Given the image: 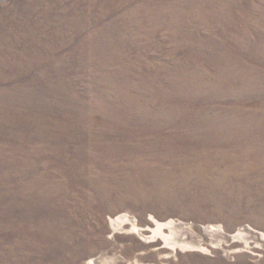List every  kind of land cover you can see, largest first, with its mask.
Here are the masks:
<instances>
[{"label": "rangeland", "instance_id": "1", "mask_svg": "<svg viewBox=\"0 0 264 264\" xmlns=\"http://www.w3.org/2000/svg\"><path fill=\"white\" fill-rule=\"evenodd\" d=\"M32 1L1 0L0 29L13 27V36L23 37L31 28L47 43L63 40L70 26L62 20L73 12L94 19L107 3L61 0L48 14H29ZM228 1L151 0V8L139 14L138 29L102 46L89 41L100 28L91 27L52 58L68 71L63 78L42 71L53 68L50 63L31 77L17 61L0 60V264H264V246L252 238L220 239L198 251L169 246L161 236H170L167 227L153 233L172 221L219 225L229 235L247 227L264 234V186L247 188L259 176H241L243 185L235 171L241 160L250 166L257 159L244 152L251 141L264 139V0L238 1L244 14L226 12ZM196 31L207 40H183ZM223 31L238 43L231 36L224 40ZM240 32L255 49L250 56ZM220 43L231 56L210 57L207 48L215 52ZM84 44L87 51H81ZM18 68L31 73L17 78ZM155 114L198 126L194 132L171 126L163 136L155 132L141 140L168 136L166 147L183 151L181 156L168 151L165 161L155 162L145 144L141 161L105 157L102 141L90 144L82 130L111 127L110 139L120 145L129 126ZM184 133L194 135L180 137ZM79 145L86 149L83 159L73 151ZM211 161H218L215 172L199 171ZM160 168L165 174H150ZM220 177L229 185L218 186ZM119 216L126 220L113 226L110 220ZM59 221L62 234L55 231Z\"/></svg>", "mask_w": 264, "mask_h": 264}, {"label": "bare ground", "instance_id": "2", "mask_svg": "<svg viewBox=\"0 0 264 264\" xmlns=\"http://www.w3.org/2000/svg\"><path fill=\"white\" fill-rule=\"evenodd\" d=\"M39 1L40 0H33L29 4L30 8L27 9L26 11H29L30 12L29 14H33L35 12H43L44 14H48L50 11L56 9V7L62 2L61 0H47L46 3L43 4V0L40 3ZM150 1L151 0H142V1L141 0H107V3L104 6V8L99 9L98 15L94 16V19L93 18L91 19L90 16H87L84 13L73 12L75 16L72 19L61 21L64 25L70 26V30L67 34V37L63 35V40L59 38H57L56 40L45 38L48 41V43L42 39L41 35L39 34L40 31L36 29H32V31L29 32L31 28L28 30L27 27L21 26L19 27L20 31L22 32L26 30L28 31H27L26 36L18 37L16 35L13 36L14 31H11V30H14L13 27H7V28L5 27V29H0V60L12 61V62L17 61L19 64L23 65L22 67L23 69L26 68L32 71V73L27 71V73L24 74L25 70L18 68L14 72V76H16L17 78H23L24 75H28V74L30 75V73L32 77L34 76L33 71L35 73L36 72L39 73L40 71L39 69H42V67L45 68L46 67L45 65L49 63L52 65L53 68L46 67L47 69H50V70H47L45 68L42 71H48L47 73L45 72L44 73L50 74L52 75V77L54 76V77L63 78L64 76H66V73L68 71H66V69H61L52 63L54 62L52 61V58L56 57L55 55L56 52L65 50L68 45L73 44L72 42L78 41L80 39L82 40V35L84 36L89 31V29H92L91 27H95V26H100V28H97L98 29L97 34H96L97 36L89 40L92 44L94 43L95 45L102 46L105 43L116 42L120 38L122 31H125L127 29L132 31V30L139 28L140 26L139 14L143 13L142 10H148L151 8ZM238 1L242 2L243 0L228 1L225 7V11L232 12V13L238 12L242 14L246 13L245 11L241 10V5L239 4ZM249 9H251V7H249ZM66 11H68V9H66L63 13H65ZM62 15L64 16L66 14H62ZM4 16L3 18H5ZM86 17H88L90 20H88ZM1 19H0V28L3 25L2 24L3 20ZM12 23H15V22H12ZM37 23L38 22L34 21L33 28L38 27ZM179 27L180 28L182 27L181 23L180 24L178 23V27L176 28L180 30ZM198 31H201V30L199 29ZM198 31H196L195 33L196 35L194 34L191 35L192 37L190 36L188 38H184L182 36L183 40L188 41V42H191L192 40H204L205 37L203 38L201 36V32H198ZM254 34L256 36L258 33H254ZM203 35L205 36L206 33H203ZM220 35L224 40H226V36H231L232 38L231 42L234 41L238 43V40L235 39V36H232L231 33H229L228 31H223V33H220ZM173 37L175 41L176 40L178 41L179 40L178 38H180V37H177V34L173 35ZM238 37L240 38V41L243 46H245L248 43L249 47L245 46L244 48L248 51V56H250V53H253L255 49L250 46L251 42L249 41L250 39L248 37V34L240 32L238 34ZM221 43H220V46H218L217 49H215L216 53L213 51L212 48H207L208 50L211 51L209 55L210 57L212 55L217 56V58H222V57L225 58V57L231 56L230 50L228 49V47L223 46ZM41 46L43 47L45 46L44 48L47 50L43 51V49H41ZM88 46L89 45L87 44L82 45L80 47L82 49L81 51H87L86 47ZM217 51L221 53L218 55ZM81 54H83V57L86 58L87 56L86 52H81ZM175 55H177V51H172L169 56L171 58H174ZM196 55H198L199 57V56H202L203 54L201 52H197ZM205 56L207 55L204 54L203 57ZM63 57H65L64 58L65 60H69L68 56H63ZM11 73L13 72L11 71ZM226 82H228V84L231 83V81L229 80ZM160 115L155 114L149 120L144 119L145 122L141 120L143 124L129 126V128L126 129V133H124V135H126L128 139L124 138L126 140L125 143L121 142L120 145L118 143H113L111 141L110 138L115 137V136H112L115 134V131L111 130V133H110L109 129L111 127H103L101 129L83 128L82 130L84 132H87V136L88 138H90L89 140V143L91 142L90 144H92V142L95 144L96 143L94 142L95 139L99 140L97 143H99L100 140L102 141L101 144H104L103 146L106 148L104 151V154H102L105 157L106 156L107 157H116V156L120 157L122 154V156L138 158L139 159L138 161H141L144 158L141 157L140 150H142L143 146L147 144L148 146H150L149 148L152 150L151 151L152 153H150V155L153 157L151 159L155 160V162L157 161L162 162L166 160L165 154H167L168 151H170V154L178 153L177 154L178 156H181L183 154V151H180L179 153L177 149L174 150V149L167 148L166 146H168V143H169V141L167 140L168 136H164V138H161L158 141H155V140L152 141L151 139L150 141H146V142L141 141L142 138L151 136V134L155 132L161 133L166 130H169L171 126L177 127L178 129H182L184 130V132H186V130H190L191 132H194L196 130V127L198 126H196L194 122L193 123L191 122L183 123L179 121L178 124L169 122L168 119H165V118H170L171 116H168V114H160ZM193 121H196V120H193ZM122 131L124 132L125 130L123 129ZM160 135H162V133ZM182 135H180V137H186L187 134L184 133ZM190 135H194V134H188L187 136H190ZM135 136H137L136 139H135ZM172 137L173 136H171V138ZM76 140H77V137L72 136V138H70V141L72 143L78 144L75 142ZM260 140L261 141H258V142H257V139H255V141L252 140L251 141L252 147L248 149L247 151H244L247 154L252 155L253 157H256L257 159H255L250 166H248L246 163L244 164L243 163L244 161L241 160L237 166V170L234 169L236 172L238 171L236 173L237 174L236 178L238 179V182L243 185L246 184L247 182L243 180L241 176H245V178L247 177V175H250V174L253 176L254 175L259 176V177L254 176L255 180L253 181V185L247 186V188H251V189H258L264 186V159L261 157V155L264 154V139H260ZM162 141H166V143L159 144ZM83 149H85V146L79 145L75 147L73 151L75 155H77V157L79 158L82 157L83 159L84 158L83 157L84 154L82 151ZM154 151L156 153H154ZM177 155L175 156L172 155V156L177 157ZM161 157H165L164 160H162ZM213 162L214 161H211L210 164L207 163L204 166L202 165L204 169H201L199 171H202L205 175H210L211 173L215 172V169L218 168L217 167L218 161L214 163ZM208 170L211 172H209ZM150 171H151L150 174L154 173L153 175L165 174L166 172L163 168H160L159 170L150 169ZM216 172H219V170H217ZM218 179H216V183L218 186L229 185V184H226L228 183V181H226L225 177L224 178L220 177ZM259 179H261L260 182H259ZM156 182L153 181V184L156 185ZM198 183L200 184L203 182H198ZM61 189H62L61 186L57 188V190H61ZM107 193L108 192L106 191V194ZM101 194H104V193L101 192ZM62 216H65V215H62ZM65 217H68V216L66 215ZM124 220H126V216H119L115 220L111 219L110 222L113 226H115L117 223L123 222ZM61 222L62 221H59V223L57 224L55 228V231L59 234L63 233L60 228ZM162 227L169 228L170 236H164L162 234L161 232ZM153 233L160 234V235L162 234L161 236H163V238L170 243L168 244L169 246L171 245L172 248H174L177 245L180 249H183V250L192 249V250L200 251V249L203 250V244L219 245L221 241L220 239H224V241L226 242L228 241L232 242L233 240L240 239L244 243H247L248 239L252 238L254 240L261 241L260 245L264 246V234H261L260 232L253 230L252 228H249V227L240 228L237 230L236 233L229 235V234H225L221 226L219 225L200 226L198 224H193V223H179L175 225L172 221H170L165 224H158L157 228L153 231ZM172 235L175 236L174 239L171 238ZM232 252H235V250H232ZM225 253L227 254L230 252L225 251ZM88 264H92V261H89Z\"/></svg>", "mask_w": 264, "mask_h": 264}, {"label": "water", "instance_id": "3", "mask_svg": "<svg viewBox=\"0 0 264 264\" xmlns=\"http://www.w3.org/2000/svg\"><path fill=\"white\" fill-rule=\"evenodd\" d=\"M1 1V0H0Z\"/></svg>", "mask_w": 264, "mask_h": 264}]
</instances>
